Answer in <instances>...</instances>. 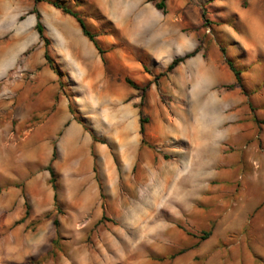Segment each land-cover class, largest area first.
Returning a JSON list of instances; mask_svg holds the SVG:
<instances>
[{"label":"rangeland","instance_id":"rangeland-1","mask_svg":"<svg viewBox=\"0 0 264 264\" xmlns=\"http://www.w3.org/2000/svg\"><path fill=\"white\" fill-rule=\"evenodd\" d=\"M9 1L0 0L2 6ZM66 1L105 49L110 81L104 96L78 97L70 110L96 146L105 145L111 163L95 154L102 193L86 225H74V212L60 201L37 213L22 187L23 220L31 221L13 219L16 198L0 211L1 256L13 248L0 264H264V50H248L241 40L264 43V0H163V9L156 5L162 0ZM11 6L22 14L18 31L33 19L22 34L14 25L0 34V45L12 52L27 48L17 71L32 56L28 77L37 78L48 51L60 74L52 57L62 38L56 17L64 12L46 1L11 0ZM236 8L246 13L245 25ZM36 11L49 44L36 30ZM4 18L0 30L7 28ZM179 33L200 48L189 62L187 93L179 92L172 72L162 74L177 55L168 62L160 51ZM226 59L240 70L241 86L230 87L236 79ZM22 92L16 86L7 93L0 114L2 137L12 132L18 142L41 123L40 90L26 103ZM141 108L148 119L144 134ZM33 158L31 175L44 169L36 151ZM6 190L0 186L3 201ZM64 214L72 217L66 225L50 221Z\"/></svg>","mask_w":264,"mask_h":264},{"label":"crops","instance_id":"crops-1","mask_svg":"<svg viewBox=\"0 0 264 264\" xmlns=\"http://www.w3.org/2000/svg\"><path fill=\"white\" fill-rule=\"evenodd\" d=\"M11 8V0L8 6H2V4L0 6V17L5 16L6 30L9 29L7 31L0 30V34L12 32L11 25H14V32L20 34L33 26L31 18L19 27L18 31L17 20L22 14H19L17 10H11ZM236 11L240 15V23L245 25L242 22V15L246 13L242 9L236 8ZM56 19V32L62 35V38L53 47L54 56L52 58L58 63L60 74L55 72L47 59L42 58L40 60L41 75L34 78V81L32 77H28L35 66L34 57L29 56L21 65L20 71L16 69L19 56L27 48L14 49L12 52L11 48H7V45H0V84H4L0 87V114L2 115L7 107L2 103V100L8 95L7 93H13L16 86L23 89L21 100L25 103L32 93L31 91H34L35 88L39 89L40 94L37 96V100L41 105V123L39 126H35L27 137L18 142L11 139L12 132L9 135L4 133L5 137H2L0 133V186L7 188L4 201L0 198V211L11 207L10 205H13L16 198L17 210L12 214V217L13 219L16 217L19 220L24 219L26 213L23 212L25 211L23 209L25 198L21 197L22 187L37 213L44 214L55 209V191L49 181L51 174L46 167L51 162L56 149L57 156L53 160V167L58 173V199L63 203L64 210L74 212V225H77L79 220L81 222L78 225H84L88 216L87 212L97 209L101 200L102 190L96 177L95 154L100 155L106 163H111V159L103 143L96 146L93 134L76 119L70 110V104L81 96L90 98L98 93L104 96L110 81L107 78L105 62L93 42L84 35L78 21L66 13L58 14ZM44 26L47 27L46 24ZM241 40L248 50H264L261 38H254L251 42L246 43L243 38ZM167 41L168 45L160 51V55L168 59V62L172 56H181L194 49L193 37L184 36L182 33L169 37ZM16 46L13 47L16 48ZM44 50H42V54H44ZM199 56L200 53L197 54V57ZM193 58L194 56L187 58L171 73L174 77L173 81L179 87V92L187 93L189 91L191 82L188 74L189 65H191L189 62ZM234 81H230V83ZM109 88H111L110 83ZM35 151L40 157L37 161L41 167L44 166V169L41 173L31 175L28 163L34 164ZM17 182H22L23 185L18 186ZM68 217L69 219H67ZM13 219L11 218V221ZM56 219L58 225L62 227L68 220H72V217L66 214L58 215L57 218L50 220L52 224H55ZM6 220L2 219V221ZM30 221V219L23 220L22 224L28 225ZM5 225L8 224L5 223ZM37 235V239L42 238L40 233ZM50 241L54 242V239H50ZM11 249L13 248L9 246L4 257L1 256L0 250V263L11 259Z\"/></svg>","mask_w":264,"mask_h":264},{"label":"trees","instance_id":"trees-1","mask_svg":"<svg viewBox=\"0 0 264 264\" xmlns=\"http://www.w3.org/2000/svg\"><path fill=\"white\" fill-rule=\"evenodd\" d=\"M36 2L39 1H46L50 4H52L53 6H55L56 8L61 9L64 13L69 14L71 16H73L79 23V25L81 26V29L84 33L85 36H87L92 42L93 44L96 46V48L98 49L103 61L106 63L107 59L105 56V49L102 47L100 41L97 39L96 35L94 33H92L87 25V22L85 21L84 17L81 15V13L79 12V10L71 7L68 2L66 0H35ZM157 7L159 9H163L165 4L164 1H160L156 3ZM37 14V21L35 24L36 30L39 33V36L42 40L45 41V43L49 44V39L45 36V26L41 21V14L36 11ZM199 46L195 47L192 51L185 53L184 55L181 56H177L175 58L172 59V61L168 64L167 69L165 72H163L162 74H165L167 72H172L180 63L184 62L187 58L193 57L195 56L198 51H199ZM45 57L50 61L51 65H53V61L48 53V51L45 52ZM227 64L229 66V68L231 69V71L233 72L234 76H235V83L230 84V87H236V86H241V76H240V70L235 66V64L230 60V59H226ZM54 66V65H53ZM127 82L130 83L134 88L139 89L140 86L138 84H136L135 82H133L131 79L126 78ZM150 84H146L144 87H142L143 90H146L149 87ZM148 121V119L144 116L143 114V110L142 108L140 109V132L142 134H144L145 131V123ZM143 142H145L144 138H143ZM57 153H56V149L54 150L53 153V157L51 159V162L49 163V165L46 167L47 170H49L51 177H50V183L55 191V195H54V199H55V204L58 205L59 203V199H58V194H57V188H58V184H57V174L56 171L53 167V160L56 158ZM27 213H28V208H27ZM55 224L58 225V220H55ZM205 235H207L206 233L203 234V237H205ZM56 240H54L55 242Z\"/></svg>","mask_w":264,"mask_h":264}]
</instances>
